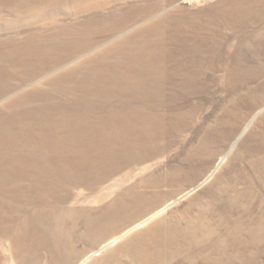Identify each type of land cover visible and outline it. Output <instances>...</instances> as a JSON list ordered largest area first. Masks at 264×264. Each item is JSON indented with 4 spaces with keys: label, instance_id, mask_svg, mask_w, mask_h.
Here are the masks:
<instances>
[{
    "label": "bare ground",
    "instance_id": "6f19581e",
    "mask_svg": "<svg viewBox=\"0 0 264 264\" xmlns=\"http://www.w3.org/2000/svg\"><path fill=\"white\" fill-rule=\"evenodd\" d=\"M76 5L72 8L75 11L65 6L66 13L79 16L83 8ZM94 5H98L97 1ZM160 5L162 1L154 7ZM132 14L133 10L128 9L120 14L117 10L110 11L88 21L77 18L73 31L66 34L59 46L48 38V42H26L17 52L4 51L1 55L0 51V246L7 241L14 260L23 255L22 262L37 264L30 256L36 249L45 248L52 264H111L114 259L121 260V256H127L130 262L145 263L148 258L144 255L135 259V248L131 247L135 237L128 234L163 212L167 206H160L178 196L183 188L203 182L211 166L215 162L220 165L226 158L223 149H211L207 155L190 154L197 149L194 147L184 158L187 164L167 170L158 181L153 173L144 182L143 191L128 187L102 209L70 207L73 193L82 198L81 191L73 192L71 188H89L92 182L101 184L121 168L151 160L164 153L185 129L198 130L202 132L199 136L208 138L209 128L203 127L207 119L201 115L203 106L195 100L203 101V95H208L207 102H212L217 89L227 83L226 78L231 85H244L264 76L263 69L254 73L249 66L237 64L234 57L220 58L213 45L221 46L222 40L211 43L210 47L200 43L177 44L179 52L175 56L165 50L171 44L165 42L159 28H154L151 34L137 32L104 44L103 38L122 30L127 19H132L130 22L136 19L137 14L135 17ZM139 36L148 38L151 42L148 47L140 40L133 41ZM151 37H156L158 42H152ZM61 40L62 37L55 38L56 42ZM123 55L129 59L127 71H123L125 67L120 60L116 61ZM107 61L111 63L105 74L104 70L99 73ZM89 64L92 66L87 67ZM106 80L111 81L110 88L100 86ZM122 87L126 89L121 90ZM44 88L76 94L73 101L77 104L70 108L67 103L60 107L59 101H47L40 104L41 112L30 111L36 115L33 120L25 117L26 113L18 108L44 98L40 96L47 90ZM259 88L245 89L251 106L264 104V93ZM87 92L92 96L91 101ZM229 105L225 104L224 109ZM14 108L9 114L4 112ZM106 125L111 129L105 128ZM31 134L39 138H28ZM86 138L88 142L84 141ZM237 158L235 154L231 162ZM222 175L225 176L221 173L214 179L216 184L222 183ZM215 196L221 198L225 193ZM248 203L252 204L249 207L252 216L224 235L236 239L234 245L240 246L252 238V245L259 248L264 237V210L255 206L254 200ZM188 230L194 235L206 234L205 237L213 233L202 226ZM154 232L150 230L141 236ZM126 236L123 243L110 249L100 260H94L95 252ZM80 242L83 247L76 246ZM98 246L99 249L87 254Z\"/></svg>",
    "mask_w": 264,
    "mask_h": 264
},
{
    "label": "rangeland",
    "instance_id": "374dc122",
    "mask_svg": "<svg viewBox=\"0 0 264 264\" xmlns=\"http://www.w3.org/2000/svg\"><path fill=\"white\" fill-rule=\"evenodd\" d=\"M96 1L98 5H94ZM158 1H162V5L156 8L154 6ZM76 4L83 8L79 16L66 13L65 6L75 11L72 8L77 6ZM128 9L133 10L132 17L137 14L136 19L132 22H130L132 19H127L126 26L122 30L115 32L116 34L110 38H103L104 44L137 32L151 34L154 28H159L165 42L171 44L169 47H164L170 55L175 56L179 52L177 44L180 46L200 43L210 47L211 43L217 44L222 40L221 46L213 45L220 54V58L229 60V57H234L238 60H236L237 64L249 66L254 73L264 70V0H0L1 55L4 51L17 52L26 42L36 43L40 40L48 42V38L59 46L66 38V34L73 31L78 20L87 19L88 21L90 18L105 16L115 10L120 14ZM77 18L80 19L76 21ZM156 21L160 22L156 23ZM123 32L126 33L121 36ZM56 37H62V40L56 42ZM178 38L186 42H177ZM136 40H140L145 48L151 43L140 36L134 37L133 41ZM151 40L155 42L157 38L151 37ZM103 48L104 46L101 47ZM209 51L216 52L211 48ZM207 56L211 57V55ZM153 58L154 55L151 54L150 59ZM118 60L125 67L123 71H127L130 66L129 59L123 55L116 61ZM110 63V61L105 62V66L99 73L104 70L105 74ZM91 66L92 64H89L87 67ZM112 72L116 73L114 70ZM222 73L218 75L221 76ZM226 79L227 83L224 82L222 89H217L212 102L208 103L209 96L203 94L205 98L200 96L203 101L195 100L203 106L201 115L207 119V124L203 127L209 128L208 138L199 136L202 132L198 130L185 129L164 153L155 155L151 160L121 168L118 173H112L101 184L92 182L89 188H71L73 192H82V198L74 193L71 195L69 204L72 209H102L117 199L116 196L128 187H139L134 191L145 190L144 182L147 183L153 173L157 175L158 181L167 170L187 164L184 158L194 147L197 149L190 154L207 155L211 149L224 150L222 153L226 155V158L220 165L217 166L215 162L211 166L203 182H196L183 188L178 196L168 199L160 206V208L167 206L163 212L128 234L135 237L131 244V247L135 248V259L144 255L148 261L130 262L127 256H121V260L114 259L111 264L117 260L120 264H246L245 262L264 264L263 235L259 248L252 245V238H247L240 246L234 245L233 242L236 239L224 235L226 231H232L239 223L252 216L249 212L252 204L248 203V200L250 202L254 200L255 206L264 210V104L251 106L246 98L245 90L258 89L261 86L262 89L259 88V92L264 93V76L247 81L244 85H231L230 79ZM100 86L110 88L112 83L106 80L101 82ZM44 89L47 90L40 95L44 98L30 101L28 106L18 108L26 113L25 117L28 116L33 120L36 115L30 111L33 109L36 113L39 109L38 111L41 112L40 104L43 102L59 101L57 106H65L67 103L66 106L70 108L77 104L73 101L76 94ZM88 94L87 92V99L91 101L92 96ZM232 97L233 103L230 102ZM225 104H230L227 110L224 109ZM14 110L15 108L4 109V112L9 114ZM104 127L111 129L110 125ZM28 138H39V136L31 134ZM87 139L84 141L86 142ZM235 154L238 158L231 162ZM194 162L192 161V164ZM211 173L212 175L209 176ZM221 173L225 174L224 177L221 176L222 183L216 184L214 179ZM207 177L208 179H205ZM224 178L225 182H223ZM238 178H242V182L238 181ZM25 181L27 180H23L27 183ZM249 189L250 195L246 194ZM244 190L246 193L243 192ZM187 191H189L188 194L183 196ZM222 191L225 196L221 198L215 196ZM242 192L243 197L240 200ZM97 200L100 201L96 202ZM195 226L212 229L213 233L209 237H205L206 234L194 235L188 229ZM150 230L155 232L141 236ZM262 231L264 233V229ZM126 238L127 236L108 248L101 249V252H95L94 260H100L106 255L105 253L123 243ZM228 243L231 247H227ZM247 243L249 246H244ZM76 246L83 247V243H77ZM99 248L100 246L90 249L87 254ZM8 249L7 241L3 242L2 247L0 246V264H29V262H22L23 255L19 256L18 260H14ZM130 250L132 251V248ZM178 250L181 251L179 255ZM30 257L37 264H52L45 248L36 249ZM164 257H167V260L162 261Z\"/></svg>",
    "mask_w": 264,
    "mask_h": 264
}]
</instances>
